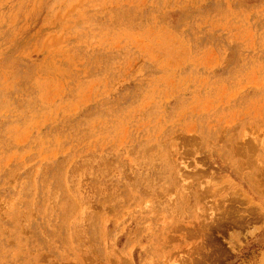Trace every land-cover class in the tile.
Returning <instances> with one entry per match:
<instances>
[{
	"label": "rangeland",
	"instance_id": "374dc122",
	"mask_svg": "<svg viewBox=\"0 0 264 264\" xmlns=\"http://www.w3.org/2000/svg\"><path fill=\"white\" fill-rule=\"evenodd\" d=\"M0 264H264V0H0Z\"/></svg>",
	"mask_w": 264,
	"mask_h": 264
}]
</instances>
